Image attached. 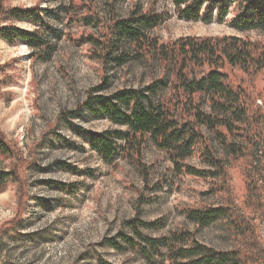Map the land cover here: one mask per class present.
I'll list each match as a JSON object with an SVG mask.
<instances>
[{
	"label": "trees",
	"instance_id": "16d2710c",
	"mask_svg": "<svg viewBox=\"0 0 264 264\" xmlns=\"http://www.w3.org/2000/svg\"><path fill=\"white\" fill-rule=\"evenodd\" d=\"M10 3L11 0H0V40L11 46L23 42L32 50L34 59L44 53V61H49L54 47L45 36L52 12L39 5ZM172 4L179 20L208 25L231 18L230 25L238 32L264 31V0H172ZM65 16L86 28L79 38L69 34L72 45H85L89 57L102 68L100 85L65 120L79 119L88 111L118 126V130L92 133L89 147L104 163L119 157L133 166L145 188L154 189L149 187L151 168L145 162L149 143L166 155L176 175L208 181V193L221 196L223 204L186 208L183 212L200 227L224 221L242 246L217 251L200 243L197 234L189 229L148 237L139 228L146 224L137 219L127 222L135 238L123 237L124 243L149 262L264 264V247L232 195L228 167L240 165L246 205L264 218V105L262 109L258 106L263 96L255 90L256 82L264 78V42L235 36H187L163 43L151 32L162 25L168 14L154 7L136 10L123 18L112 14L105 21L91 0H71ZM15 22H26L35 29L19 28ZM132 61L157 62L162 77L142 89L125 88L105 95L108 65L123 67ZM7 69V65H0V88L12 83L6 76ZM163 88L167 94L155 102L153 98ZM213 141L222 148L226 160L216 154ZM194 157L204 168L189 163ZM4 163H9L8 167ZM25 168L40 169L24 161L19 149L0 130V194L10 184L19 186L20 210L26 197ZM53 185L73 194L83 187L79 183ZM21 221L18 217L4 231H17ZM109 243L117 247V243ZM98 263L110 264L102 258Z\"/></svg>",
	"mask_w": 264,
	"mask_h": 264
},
{
	"label": "rangeland",
	"instance_id": "374dc122",
	"mask_svg": "<svg viewBox=\"0 0 264 264\" xmlns=\"http://www.w3.org/2000/svg\"><path fill=\"white\" fill-rule=\"evenodd\" d=\"M70 1L11 0L12 6L39 5L52 12L45 36L54 47L49 61H44V53L34 59L23 42L11 46L0 40V65L8 66L6 76L12 79L0 88V130L19 149L24 161L40 168L23 170L26 197L21 210L19 186L10 184L0 194V264H99V258L110 264H163L145 260L124 243L123 237L135 238L127 223L133 219L146 224L139 228L148 237L189 229L200 243L217 251L241 248L224 221L200 227L183 212L223 204L221 196L208 193V181L176 175L166 155L149 143L145 162L151 168L149 187L154 189L145 188L133 166L119 157L104 163L89 147L92 133L118 130V126L88 111L79 119L65 120L100 85L102 73L100 65L89 57L88 48L74 47L68 39L70 35L79 38L86 31L65 16ZM91 1L105 21L112 14L123 18L149 7L168 14L151 32L163 43L187 36H235L264 42V31L238 32L231 27V18L208 25L179 20L172 0ZM14 24L28 31L35 29L26 22ZM105 75L108 89L104 94L109 95L125 88H145L153 79L161 78L162 71L155 61H132L123 67L108 65ZM255 90L263 96L258 101L262 109L264 78H259ZM165 94L167 90L161 89L154 101ZM213 147L226 160L214 141ZM189 163L204 168L198 158ZM239 166L228 164L232 195L264 247V218L246 205L245 178ZM53 183H79L83 187L73 194ZM18 217L22 221L17 231H4Z\"/></svg>",
	"mask_w": 264,
	"mask_h": 264
}]
</instances>
